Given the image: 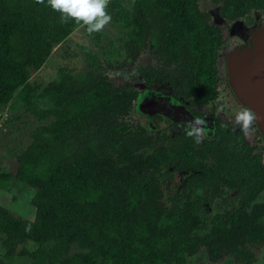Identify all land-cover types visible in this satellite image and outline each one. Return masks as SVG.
<instances>
[{"label": "trees", "instance_id": "trees-1", "mask_svg": "<svg viewBox=\"0 0 264 264\" xmlns=\"http://www.w3.org/2000/svg\"><path fill=\"white\" fill-rule=\"evenodd\" d=\"M211 1L231 20L264 10V0ZM107 11L126 36L124 65L151 45L166 65L155 77L195 105L216 97L222 32L199 0H108ZM81 26L62 21L46 0H0V107L38 124L17 157L30 171L0 174V189L15 179L35 190L37 213L27 220L0 204L4 260L255 264L264 247V162L241 146V131L219 125L205 149L187 132L161 143L129 118L140 92L116 85L92 56L86 72L68 58L55 80L32 83V70ZM175 172L185 175L179 190L170 185Z\"/></svg>", "mask_w": 264, "mask_h": 264}, {"label": "rangeland", "instance_id": "rangeland-1", "mask_svg": "<svg viewBox=\"0 0 264 264\" xmlns=\"http://www.w3.org/2000/svg\"><path fill=\"white\" fill-rule=\"evenodd\" d=\"M199 5L202 11L211 12V21L223 30L221 56L228 55L229 52H233L238 47L242 49H246L247 47V49H250L247 51L249 54L256 49L254 36L258 33L259 27L264 22V10H252L245 18L230 24L224 23L221 20L220 6L214 4L211 0H199ZM98 33L102 37L100 39H93L86 34L84 26L75 29L62 45L54 48L53 56L40 70H32V83L41 86L42 89L50 81L55 80L58 77L59 68L66 63L68 58L72 61L70 66L76 69V73L86 72L90 68V64H92V57H95L96 60L98 59L101 68L116 85H131L141 92L149 89L148 86L146 88L141 70L144 67H149L151 64L155 65V61L153 62L152 60V46L149 45L143 49L137 62L124 65L126 52L123 39L126 36L122 28L112 24L110 21ZM249 54L244 55L247 57L245 62L251 60L252 55L249 56ZM236 60H240V57ZM223 61V58H220L219 75L222 87L218 98L220 105L217 106L216 111L222 113V119L225 122H229L230 119H234L235 113L240 111L241 107L239 106L242 104V101L239 103L238 98L231 93V85L226 82L227 76ZM45 102V99H41L40 101L42 106L45 105ZM212 106L210 105L208 108ZM136 117V108H133L129 118L135 120ZM37 125L35 118L24 110L12 113L8 109V105L0 107V174H15L17 171L25 175L30 171V169L28 170L24 166L22 168L19 166L17 157L31 143V132ZM245 136L248 141L257 145V152H261L264 159V135L262 136L258 132V129H256V126L251 124ZM171 181L176 183L180 181V177L174 173ZM34 191L33 188H28L14 179L10 182L7 189H0V204L24 219L35 220L37 213L35 207L32 205ZM76 251L77 248L73 247L72 253ZM0 261L1 264H7L1 251ZM13 264H32V261L17 259ZM189 264L213 263H209L206 258L202 262L198 261L197 258H192ZM217 264H226V262ZM256 264H264V247L259 251Z\"/></svg>", "mask_w": 264, "mask_h": 264}, {"label": "flooded vegetation", "instance_id": "flooded-vegetation-1", "mask_svg": "<svg viewBox=\"0 0 264 264\" xmlns=\"http://www.w3.org/2000/svg\"><path fill=\"white\" fill-rule=\"evenodd\" d=\"M220 15L222 18L221 20H223L224 23L226 22V23H230V24L246 17V16H244V17H240V18L235 19V20H231V19H227V18L223 17L221 14V11H220ZM210 17L212 19V15ZM220 29L222 32V44H221L220 49H218L217 57H216L217 94H216V97L214 99L209 100L207 103L199 104V105L192 104L191 103V101L193 100L192 96H189L188 98H184V96L179 95V93H177V90L175 88L171 87L166 81H164L163 77H161V79L158 77H155V74L162 75L161 70L164 69L166 67V65L164 64V62L161 59L157 58L156 50L153 49V47L151 49L153 51L152 60H153V62L155 61V65L151 64L149 67H144V69L141 70V75L144 79L146 88H147V86L149 88L147 90H149L153 93L155 92V93L163 94V96L165 98H169L168 100H170V101H166L165 102L166 104H171V102L173 104H181L187 110H189L195 117H200L206 121L207 134L203 136L202 141L199 144L195 143V141L193 142V145L197 149H205V146L207 145V142H208L207 140L212 141L214 139L219 125H225L227 127V130H230V131H235V132L241 131L239 128V125L237 126L235 121H233L234 119H230L229 122H225L222 119V115H221L222 113H219L216 111V109L218 108L217 106L220 105L218 98H219V94H220L221 87H222V85H221L222 81H221L220 75H219V62H220V58H223L224 68H225L224 70H225V73L227 76L226 82L231 85V88H230L231 93L237 97V94H236V92L232 86V83H231L230 67H231V64H233L237 58L240 57V59H242V57L244 56V53H246L250 49H247V47H246V49H242V48L238 47L237 49H234L233 52H229L228 55H222L221 56L220 51L223 48V36H224V34H223V30L221 27H220ZM254 38H255V36H254ZM142 51H141V53H142ZM253 59H251V60H253ZM125 85H127V84H125ZM139 92L141 93V91H139ZM140 93H139V95H140ZM238 102L240 103L241 101L239 100ZM135 103H136V101H135ZM213 104H215V105H213ZM135 105H134V108H136ZM210 105L211 106L213 105V106L208 108V106H210ZM239 107H241L240 110H242L245 107L248 108L247 106L243 105V103L240 104ZM144 111H145V113H144ZM144 111H142L141 113H138V111L136 110L137 117L135 120H132V119L131 120L133 122L139 123L140 125H143L154 137L160 138L161 143L162 142L169 143V141L174 140V139H178L179 137H181L183 135V133L187 132L189 124L187 122L183 121L182 119L181 120L177 119L178 117L175 115V112L168 113L170 115V116H168L165 113H159V112H155V113H152L151 115H148V113L146 112L147 108H145ZM252 124H254L256 126V129H258V132L263 136L264 133L262 131V128H261L259 122L256 120V116H255V119H254ZM242 133H243V140L244 141H243V144H241V146H244V143L249 145L248 147L253 148L252 154H261L262 160L264 162L262 153L257 152V148H256L257 145H254L252 142L248 141L246 136H245V133L244 132H242ZM232 145L234 146V144H232ZM205 162L208 163V165L210 167H213V159L211 157L206 158ZM175 174L180 177V181H178L176 183L171 181L170 185H171L172 189H178L179 190L184 185L185 175H184V172H175ZM212 209L213 208H211V210ZM257 261H258V257H257Z\"/></svg>", "mask_w": 264, "mask_h": 264}, {"label": "water", "instance_id": "water-1", "mask_svg": "<svg viewBox=\"0 0 264 264\" xmlns=\"http://www.w3.org/2000/svg\"><path fill=\"white\" fill-rule=\"evenodd\" d=\"M255 42L256 49L250 54L249 52L244 53L245 56L247 54L252 55L251 59L254 58L253 60L245 62L247 57L244 56V59L236 60L231 64V83L243 105L254 112L264 133V30L261 39L257 38ZM168 99L161 93L144 90L136 99V110L141 113L147 108L148 115L159 112L170 116L168 113L175 112L177 119H182L187 123L195 117L181 104H173L172 102L166 104V101H170Z\"/></svg>", "mask_w": 264, "mask_h": 264}, {"label": "clouds", "instance_id": "clouds-1", "mask_svg": "<svg viewBox=\"0 0 264 264\" xmlns=\"http://www.w3.org/2000/svg\"><path fill=\"white\" fill-rule=\"evenodd\" d=\"M46 4L60 13L62 21H75L78 25L86 26L88 33L101 31L112 19L110 12L107 11L108 0H46ZM254 119L255 114L246 107L236 112L234 116L235 123L245 134ZM188 124L187 135L199 144L203 136L207 134L206 121L200 117H194Z\"/></svg>", "mask_w": 264, "mask_h": 264}, {"label": "bare ground", "instance_id": "bare-ground-1", "mask_svg": "<svg viewBox=\"0 0 264 264\" xmlns=\"http://www.w3.org/2000/svg\"><path fill=\"white\" fill-rule=\"evenodd\" d=\"M264 30V22L263 24L259 27V30H258V33L255 35V40L258 38V39H261V35H262V32ZM231 72V71H230ZM232 75V72L230 73ZM240 100V98H238Z\"/></svg>", "mask_w": 264, "mask_h": 264}]
</instances>
